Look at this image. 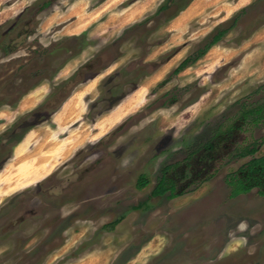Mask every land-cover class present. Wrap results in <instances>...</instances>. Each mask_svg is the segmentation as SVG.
<instances>
[{
	"label": "rangeland",
	"instance_id": "1",
	"mask_svg": "<svg viewBox=\"0 0 264 264\" xmlns=\"http://www.w3.org/2000/svg\"><path fill=\"white\" fill-rule=\"evenodd\" d=\"M0 83V264H264V125L248 121L235 138L239 158L212 162L214 174L171 200L108 208L43 254L40 221L23 233L4 228L8 202L18 214L31 201L26 210L36 212L40 188L67 191L57 198L67 213L101 146L111 154L108 175L123 170L124 199L141 202L174 153L190 155L227 128L226 115L261 102L264 0H0ZM253 143L251 164L237 151ZM142 173L150 184L138 190ZM115 217L121 222L99 237Z\"/></svg>",
	"mask_w": 264,
	"mask_h": 264
},
{
	"label": "flooded vegetation",
	"instance_id": "2",
	"mask_svg": "<svg viewBox=\"0 0 264 264\" xmlns=\"http://www.w3.org/2000/svg\"><path fill=\"white\" fill-rule=\"evenodd\" d=\"M2 43L3 42H1V44ZM9 44H11L10 41L3 43V47L5 48V51L10 53L12 50L9 48ZM47 51H49V49H46L44 52ZM43 68L44 65H41L37 70L39 71ZM41 80L43 81L44 77H42ZM40 84L41 83H38L30 90L38 88ZM1 86L2 83H0V87ZM225 118L228 123L229 121L231 122L227 128L223 127L221 131L217 132V134L215 133V136L209 142L203 143L195 152L190 153V155H187L186 151L174 153V159L171 161L169 159L168 164H165V166L160 168L158 174H154L152 192L150 196H147V198L143 199L141 202L139 200L134 201L135 199H139L138 197H135V195L124 199L121 188L124 180L123 170L114 169L115 171L113 170L111 176L108 175L107 171L109 160H111V154H109L107 146H101V149L104 151H101L103 153L99 155V158L87 163L84 166V169L79 173L80 176L85 177L86 184L84 186V191L80 193L79 190H77L78 187L74 185L71 188L72 190L70 191L69 196H74L77 200L75 202H70L68 206L69 211L67 213L64 212L65 207L57 200V198L59 199L65 196V192L67 191L61 190L59 194L56 195L53 194V189L46 192V187L43 189L40 188L38 192L44 190L42 195L45 199L41 201V205H39L36 212L26 210V205H28L29 208L31 207V201L27 204L26 201L20 202L19 208H21V210L18 214L17 211H15V213L13 211V199L8 202V212L4 227L6 233L9 231L23 233V231L27 229V226L25 227L27 221H40V223H38L39 228L37 235L42 234L43 236L40 240L41 243L39 244V249H41V254H43L56 250L64 240L70 238L76 229L77 223L82 221L92 223L101 222L102 218L107 216V214H104V210L106 211L108 208L112 210L122 206L124 203H132L130 208H138L140 206L152 208L155 206V202L152 198H159L158 203L161 202L162 198H164V200L166 198H168L167 200H171L173 198L171 197L172 193L187 191L198 185V183L203 181L206 177H210L214 174L216 170L212 168V162L225 160L228 157L239 158L233 154L236 153L233 152V149L236 147L237 141L235 138L240 129L239 122L247 123L248 121L254 125H264V99H261V102H255L251 105H243L241 108H238L235 115L228 114ZM250 133H255L256 137H258L257 134L259 131H250ZM256 137L250 138L252 141H255L254 139H256ZM256 146L258 145H254V143L250 147L240 146L239 151H237L239 152L238 156L250 157V160L258 157L255 156V152H249ZM95 153L97 152L89 153L90 155L86 160L95 155ZM141 179L147 181L143 187L139 186ZM72 181L75 182L76 179ZM51 184H53V182L46 184L45 186ZM148 184H150V178H147L143 173L139 174L137 180L138 190L144 188ZM47 187L50 188L51 186ZM108 194H114L110 200H108ZM46 196H48L47 198H51L47 200ZM89 206H94V209H91L92 211L87 210ZM92 212L95 214L92 215ZM34 215L37 217L35 220H32L35 218ZM120 218L121 217L110 218L111 220L103 222L100 227L97 228V231H99L98 236L101 237L107 230L114 229L112 226L120 223L122 220ZM23 225L24 227H22ZM230 225L231 223L229 221V229ZM97 231L94 232V236H96Z\"/></svg>",
	"mask_w": 264,
	"mask_h": 264
},
{
	"label": "trees",
	"instance_id": "3",
	"mask_svg": "<svg viewBox=\"0 0 264 264\" xmlns=\"http://www.w3.org/2000/svg\"><path fill=\"white\" fill-rule=\"evenodd\" d=\"M163 7H166V4H164ZM228 31H229V28L218 29L217 32L213 35L212 39L207 43V45L203 49H200L193 57H189V58L185 59L178 66V68L175 70V72L186 68L190 64V62L196 61L198 58H201L209 50V48L211 46H213L214 44L220 42L222 40V38L228 33ZM255 151H256V148H253L249 152L254 153ZM257 161H258L257 158H253V160L251 161V164L255 163ZM146 183H147L146 180H142L141 179L139 186L143 187Z\"/></svg>",
	"mask_w": 264,
	"mask_h": 264
},
{
	"label": "bare ground",
	"instance_id": "4",
	"mask_svg": "<svg viewBox=\"0 0 264 264\" xmlns=\"http://www.w3.org/2000/svg\"><path fill=\"white\" fill-rule=\"evenodd\" d=\"M212 51V50H211ZM93 256V255H92ZM97 257V256H96ZM95 257V258H96ZM98 259V258H97ZM72 264H84V262L81 260L79 263H72Z\"/></svg>",
	"mask_w": 264,
	"mask_h": 264
}]
</instances>
